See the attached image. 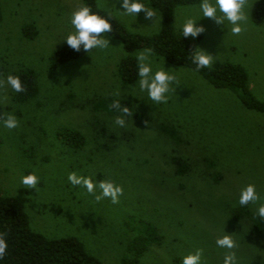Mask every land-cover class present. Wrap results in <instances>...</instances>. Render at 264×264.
<instances>
[{"label": "rangeland", "instance_id": "rangeland-1", "mask_svg": "<svg viewBox=\"0 0 264 264\" xmlns=\"http://www.w3.org/2000/svg\"><path fill=\"white\" fill-rule=\"evenodd\" d=\"M140 2L148 6V0ZM256 3L244 0L246 19L238 35L227 21L200 18L199 4L177 7L174 25L180 30L186 18H200L196 25L204 31L198 48L213 56L211 66H242L251 92L264 102V19L253 23ZM81 6L82 0H0V117L11 113L19 121L15 129L0 125L1 191L14 195L32 189L25 207L31 228L48 237H77L103 264H123L122 221L130 214L151 222L161 235L141 264H181L197 251L200 264H223L229 253L236 264H264V237L251 236L245 212L236 219L244 208L237 203L239 192L247 184L255 185L258 203H264V115L244 109L231 93L213 89L193 70L152 55L154 71L164 67L176 77L167 103L154 104L139 90L138 80L120 83L116 70L125 52L107 33V48L51 71L49 57L66 44L69 15ZM97 6L132 33L159 30L160 14L153 9L155 18L146 19L143 11L136 17L118 12L120 0H97ZM26 24L36 28L33 40L21 36ZM23 68L36 72L38 95L13 103L4 78ZM106 98L120 99L131 111L125 127L114 123L116 116L93 110ZM62 126L84 135L81 150H69L54 138ZM161 128L174 130L183 144L171 142ZM174 155L189 162L187 175H175L168 160ZM31 172L39 177L34 189L19 183ZM72 172L94 183L112 181L122 194L115 203L97 199L99 189L89 193L68 182ZM245 207L256 214L257 203ZM224 235L233 240L232 249L217 246Z\"/></svg>", "mask_w": 264, "mask_h": 264}, {"label": "trees", "instance_id": "trees-1", "mask_svg": "<svg viewBox=\"0 0 264 264\" xmlns=\"http://www.w3.org/2000/svg\"><path fill=\"white\" fill-rule=\"evenodd\" d=\"M200 2L201 0H148L149 7L160 14L159 30L151 35L128 31L112 13L99 8L97 0H82V5H87L93 12L110 18L111 31L106 33L111 38L119 40L125 52L116 70L122 85H133L138 80L136 61L132 53L149 48L156 58L174 67L193 70L213 89L231 93L244 109L264 115V102L258 100L251 92L248 74L242 66L223 62L198 71L195 69L191 61V51L198 48L203 36L200 33L195 38L182 37L180 30L175 29L174 13L177 7L198 5ZM263 19L264 0H257L252 21L259 25ZM36 35L34 25L26 24L21 27L23 39L30 41ZM85 53L82 50L74 51L64 44L50 55L48 68L54 71L64 63L78 59ZM12 75L19 76L25 88V91L21 93L11 89L13 103H26L38 95V77L34 70L23 68L14 71ZM114 101L118 100L112 98L99 100L93 110L108 116H116L117 111L111 108ZM161 131L171 142L183 144V140L177 137L174 130L161 128ZM53 136L61 146L72 151L81 150L86 143L80 131L65 126L57 128ZM168 160L175 175L185 176L190 172L191 167L185 158L174 155ZM30 193H33L32 189L23 188L14 195H7L0 189V238L7 243L5 253L0 257V264H103L89 253L77 237H48L33 230L25 210L27 196ZM243 207L236 213V219H240L239 216L245 212L246 217L243 222L248 225L251 236L256 239L263 238L264 219ZM122 225L125 235V256L122 258V263L141 264L142 258L149 249L161 243L159 230L151 222L135 214L124 218Z\"/></svg>", "mask_w": 264, "mask_h": 264}, {"label": "clouds", "instance_id": "clouds-1", "mask_svg": "<svg viewBox=\"0 0 264 264\" xmlns=\"http://www.w3.org/2000/svg\"><path fill=\"white\" fill-rule=\"evenodd\" d=\"M121 10L118 12L136 17V14L143 11L145 18H155L156 13L150 9L146 3L140 0H120ZM244 0H201L199 4V13L201 17L213 19L217 24H224L227 21L231 25V32L238 35L242 31L241 24L246 19L243 11ZM110 15V14H109ZM199 18V19H200ZM199 19L186 18L180 27L181 36L185 38H195L204 31L203 27L197 26ZM69 23L72 31L68 32L63 41L74 51H84L88 53L91 50H103L108 47V40L102 35L111 31L110 18L101 16L93 12L87 5H82L72 11L69 15ZM191 55V61L198 71L212 65L213 56L200 48H194ZM138 88L146 93L147 98L154 104H164L168 101V93L172 90V85L176 77L164 67L153 70L152 50L145 48L140 50L135 57ZM7 85L16 93L25 91L24 85L19 76L8 74L5 78ZM111 108L117 111L114 123L119 127H125L131 111L128 107L122 106L121 100L114 101ZM0 125L7 129H15L19 121L14 114H7L0 117ZM68 182L74 186H81L87 192L93 193L99 189L97 199L108 197L115 203L122 194V189L112 181H99L94 183L91 177L77 175L75 172L68 174ZM19 183L28 188H36L39 183V177L34 173H28L20 177ZM261 200L256 187L253 184L244 186L238 196L237 203L243 207L250 203H257L256 215L264 219V203H258ZM218 247L232 249L235 245L229 235H224L216 240ZM7 248V243L0 238V257H2ZM201 253L188 254L183 257L181 264H200ZM223 264H236V257L233 253L225 255Z\"/></svg>", "mask_w": 264, "mask_h": 264}, {"label": "crops", "instance_id": "crops-1", "mask_svg": "<svg viewBox=\"0 0 264 264\" xmlns=\"http://www.w3.org/2000/svg\"><path fill=\"white\" fill-rule=\"evenodd\" d=\"M149 6V5H148ZM109 12V11H108ZM111 13V12H110Z\"/></svg>", "mask_w": 264, "mask_h": 264}]
</instances>
